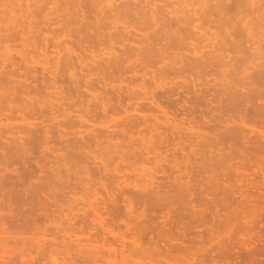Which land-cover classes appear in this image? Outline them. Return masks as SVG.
<instances>
[{"label": "rangeland", "instance_id": "rangeland-1", "mask_svg": "<svg viewBox=\"0 0 264 264\" xmlns=\"http://www.w3.org/2000/svg\"><path fill=\"white\" fill-rule=\"evenodd\" d=\"M246 24L264 0H0V264H264Z\"/></svg>", "mask_w": 264, "mask_h": 264}, {"label": "bare ground", "instance_id": "bare-ground-1", "mask_svg": "<svg viewBox=\"0 0 264 264\" xmlns=\"http://www.w3.org/2000/svg\"><path fill=\"white\" fill-rule=\"evenodd\" d=\"M177 1H180V0H177ZM184 1V0H183ZM242 1V0H241ZM245 29H246V32H247V34H248V37H249V41H250V46L251 47H247V48H249V49H251L252 48V51H251V53H252V55L254 54V56L256 55L257 56V54H259L260 53V51L261 50H264V48H262V47H264V31L263 32H258V33H253V31H252V29L246 24L245 25ZM248 40V39H247ZM248 50V49H247ZM249 51V50H248ZM264 52V51H263ZM263 53H262V51H261V55H262ZM252 55H250L251 57H252ZM258 57H259V55H258ZM255 59H256V57H254ZM243 62V61H242ZM249 62V61H248ZM252 64V63H251ZM264 64V63H263ZM261 72V71H260ZM262 74V73H261ZM257 78V77H256ZM264 80V79H263ZM262 80V81H263ZM259 81V80H258ZM263 83V82H262ZM264 84V83H263ZM262 101H264V100H262ZM264 108V107H263ZM264 112V111H263ZM263 147V146H262ZM263 150V149H262ZM259 152V151H258ZM256 153V152H255ZM243 207V206H242ZM254 207V206H253ZM253 210H255V209H253ZM252 211V210H251ZM248 214V213H247ZM253 214H255V211H253L252 212V215H249L252 219H253ZM248 218V217H247ZM255 218V217H254ZM251 221V220H250ZM245 222H247V221H245ZM248 223V222H247ZM246 223V224H247ZM254 223V222H253ZM246 241H247V239H246ZM246 243V242H245ZM243 244V243H242ZM247 244H249V243H247ZM221 245V244H220Z\"/></svg>", "mask_w": 264, "mask_h": 264}]
</instances>
